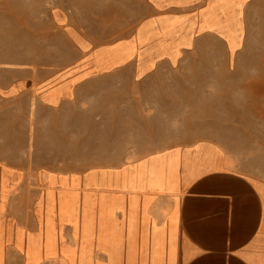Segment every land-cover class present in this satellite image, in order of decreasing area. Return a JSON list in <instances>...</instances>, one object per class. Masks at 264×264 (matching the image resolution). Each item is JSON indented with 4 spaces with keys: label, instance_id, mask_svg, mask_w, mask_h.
Masks as SVG:
<instances>
[{
    "label": "crops",
    "instance_id": "crops-1",
    "mask_svg": "<svg viewBox=\"0 0 264 264\" xmlns=\"http://www.w3.org/2000/svg\"><path fill=\"white\" fill-rule=\"evenodd\" d=\"M253 1L148 0L131 34L95 47L72 34L75 60L10 75L0 100L31 94L51 109L73 104L89 81L117 69L141 81L159 63L174 65L197 34L223 40L231 56ZM15 176L0 164V264H264V196L208 146H173L117 168L40 171L34 231L4 215Z\"/></svg>",
    "mask_w": 264,
    "mask_h": 264
},
{
    "label": "rangeland",
    "instance_id": "rangeland-1",
    "mask_svg": "<svg viewBox=\"0 0 264 264\" xmlns=\"http://www.w3.org/2000/svg\"><path fill=\"white\" fill-rule=\"evenodd\" d=\"M147 1L0 0V82L68 65L79 52L72 34L92 47L119 41ZM53 12L70 26H54ZM243 20L231 56L223 40L197 34L174 65L159 63L141 81L117 69L89 81L73 104L51 109L31 94L0 100V164L19 173L5 201L7 219L36 229L40 171L117 168L173 146L210 147L264 196V0L251 2Z\"/></svg>",
    "mask_w": 264,
    "mask_h": 264
}]
</instances>
